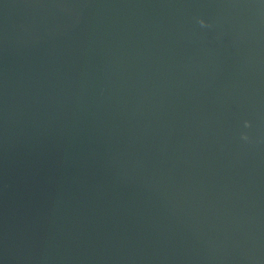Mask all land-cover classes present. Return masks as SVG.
I'll list each match as a JSON object with an SVG mask.
<instances>
[{"label":"water","instance_id":"obj_1","mask_svg":"<svg viewBox=\"0 0 264 264\" xmlns=\"http://www.w3.org/2000/svg\"><path fill=\"white\" fill-rule=\"evenodd\" d=\"M0 264H264V0H0Z\"/></svg>","mask_w":264,"mask_h":264},{"label":"clouds","instance_id":"obj_2","mask_svg":"<svg viewBox=\"0 0 264 264\" xmlns=\"http://www.w3.org/2000/svg\"><path fill=\"white\" fill-rule=\"evenodd\" d=\"M201 23H203V21H201ZM246 126H250V122H246ZM244 138L247 139V136L245 135Z\"/></svg>","mask_w":264,"mask_h":264}]
</instances>
